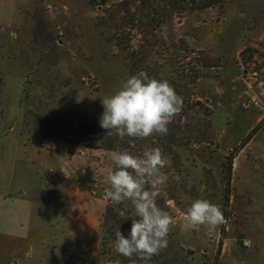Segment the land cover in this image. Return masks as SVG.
<instances>
[{"label":"rangeland","instance_id":"rangeland-1","mask_svg":"<svg viewBox=\"0 0 264 264\" xmlns=\"http://www.w3.org/2000/svg\"><path fill=\"white\" fill-rule=\"evenodd\" d=\"M127 1L0 0V264H103L101 219L114 151L88 148L78 134L84 124L100 123L101 99L133 75L127 54L97 28L105 10ZM201 2L149 38L161 48L149 53L148 68L161 70L158 80L180 81L175 72L196 63L181 51L185 41L222 60L213 72L237 70L253 89L242 98L243 88L226 89L220 99H232V110L216 101L211 143L173 146L170 153L154 134L127 137V148L139 156L158 147L167 160L156 203L175 220L160 252L169 264H264V122L252 130L264 109L258 85L264 80V0H214L206 10ZM130 28L122 27L121 35L137 50L142 37ZM206 122L193 110L180 124L197 132ZM49 135L55 141L44 139ZM235 148L243 149L234 156L228 187L225 166ZM172 194L176 200H169ZM196 199L221 206L224 222L212 234L185 227L184 214ZM50 233L58 237L56 250ZM157 259L148 264H164Z\"/></svg>","mask_w":264,"mask_h":264},{"label":"clouds","instance_id":"clouds-1","mask_svg":"<svg viewBox=\"0 0 264 264\" xmlns=\"http://www.w3.org/2000/svg\"><path fill=\"white\" fill-rule=\"evenodd\" d=\"M101 101L104 111L100 126L108 130V136L116 134L121 140L126 136L145 139L166 135L168 125L183 108V98L167 80L150 78L145 71L127 78L119 91ZM110 158L116 170L107 174L105 197L116 205L131 201L134 207L129 236L126 238L117 228L114 251L148 264L167 248L168 234L175 223L174 217L156 203L157 192L167 180L162 171L167 160L158 147L145 148L139 156L128 150L114 151ZM184 222L187 229L203 227L212 234L224 222V216L220 205L196 199L186 209Z\"/></svg>","mask_w":264,"mask_h":264},{"label":"trees","instance_id":"trees-1","mask_svg":"<svg viewBox=\"0 0 264 264\" xmlns=\"http://www.w3.org/2000/svg\"><path fill=\"white\" fill-rule=\"evenodd\" d=\"M107 1L108 0H102V2L105 4ZM132 1L134 2L133 5L131 4ZM156 1L157 0H128L123 4V6H121L120 9L115 8L105 10L104 18L97 22V28L103 29L104 33L107 32V39L110 42H114L123 52L127 54L126 60L133 75L137 74L139 71H145L150 78H155L161 73V70L155 71L148 68L150 58L149 53H153L156 48H161L159 41H150L149 38L155 37L154 34L156 31L160 30L167 23L174 20L175 17L183 18V15L188 9H194V6L198 5V0H166L167 5L164 7L161 5H156ZM201 3V9L203 10L210 9L217 5L214 0H202ZM132 7L137 8V12L135 14L134 12L132 13ZM145 12L146 14L143 15ZM121 13L125 14L121 16ZM128 15H130V19L127 17ZM120 19L121 21H124V23L117 26L118 22H120ZM129 25L131 26V31H136V33L142 37V44L137 50L129 47L131 40L122 38L121 35L122 32L120 29ZM181 48V51L187 54L186 57L188 58L193 56V60L196 61V63L194 65L183 66L181 73L178 71L175 72L180 76V81H178L179 83H174L172 80L168 81L173 86L175 92L183 98V108L178 115V122L176 123V120H173L168 125L167 134L162 135L165 145L167 147L169 146L168 150L170 153L173 152V146H189L195 143H211L213 140V111L211 108H209V106L197 99L196 89L198 87L199 81L206 77L210 71L223 68L222 60L218 59L216 61L212 56L205 53L204 51L197 52L193 49H190L185 41L182 42ZM186 57L184 60L187 59ZM193 110H201V112L204 113L205 119L207 120V122L203 123L197 132L192 128L189 129L190 126L188 125L181 126L180 124L181 121L186 118ZM29 114H31V112H29ZM187 129H189V132ZM47 131L49 132L50 128H48ZM107 131L108 130L103 129L100 126V123L84 124L78 135L81 141L88 143V148L104 151H121L122 149L129 150L127 146L130 145L132 140H128L127 136L121 140L116 134L108 136ZM252 136L253 133L250 134L249 138L244 140L242 145L246 146L251 140ZM44 139H52L55 141L50 135ZM68 142L70 145L76 146L75 140L70 139ZM243 148H237L227 158L228 162L225 166V173L228 180V187L230 186L232 177L234 156L239 150H242ZM133 155L137 156V154ZM114 170L116 169L114 168ZM169 200H176V197L172 194L169 196ZM126 202H129V205H132L130 201H125L123 203ZM123 203L116 205L107 199L106 210L101 219L102 243L99 256L104 262L131 264L133 261H135L137 264H143V262L136 257H133L130 260L123 257L122 255L117 254L113 248L115 231L117 228H119L121 233L126 238L129 236L131 229V223L133 219L131 216L134 215V207L132 211H126L124 208L125 204ZM134 218L137 220L139 219V217ZM157 256V261L163 260L162 263L169 264L170 260H168L167 256H164L161 253H159Z\"/></svg>","mask_w":264,"mask_h":264},{"label":"crops","instance_id":"crops-1","mask_svg":"<svg viewBox=\"0 0 264 264\" xmlns=\"http://www.w3.org/2000/svg\"><path fill=\"white\" fill-rule=\"evenodd\" d=\"M231 78V81L226 82V78ZM259 86H264V80L258 84ZM241 88L239 92L238 98H242L243 96H246V93L248 90H252L253 86L246 82L243 77L241 76L239 71L230 70L227 71L226 68L224 70H221L219 72H213L210 71L208 75L204 78H202L198 83V99L200 101H206L207 104L213 109L214 114L213 118L215 116L216 111V101L221 102L222 100L225 101V107L232 110V107L234 106L232 99L227 100L226 98L220 99L223 95H225V90H231L232 92L238 91ZM246 90V91H245ZM261 94H264L261 91ZM219 104V103H218ZM221 104V103H220ZM228 104V105H227ZM246 108H249V104L245 105ZM264 122V109H261L260 114L257 115L256 118V124L252 128V130L257 126ZM214 123V122H213ZM217 129L218 127L214 125ZM254 131V130H253ZM236 149V148H235ZM50 238L55 239V241L51 242V246L47 245L48 243H43L42 247H53V249H58V242H57V235L50 233ZM101 250V248H100ZM100 250L98 251V255L100 254ZM70 252V251H69ZM100 258V256H99ZM100 261L103 264H122V263H111V262H104L101 258ZM133 264V263H131ZM137 264V263H135Z\"/></svg>","mask_w":264,"mask_h":264},{"label":"built area","instance_id":"built-area-1","mask_svg":"<svg viewBox=\"0 0 264 264\" xmlns=\"http://www.w3.org/2000/svg\"><path fill=\"white\" fill-rule=\"evenodd\" d=\"M254 100H255V103L258 104V103H257V100H256V97H254Z\"/></svg>","mask_w":264,"mask_h":264}]
</instances>
